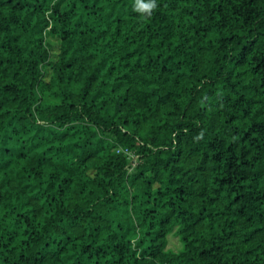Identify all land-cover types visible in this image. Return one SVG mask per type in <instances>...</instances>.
I'll list each match as a JSON object with an SVG mask.
<instances>
[{"label":"trees","instance_id":"obj_1","mask_svg":"<svg viewBox=\"0 0 264 264\" xmlns=\"http://www.w3.org/2000/svg\"><path fill=\"white\" fill-rule=\"evenodd\" d=\"M0 264H264V0H0Z\"/></svg>","mask_w":264,"mask_h":264},{"label":"rangeland","instance_id":"obj_2","mask_svg":"<svg viewBox=\"0 0 264 264\" xmlns=\"http://www.w3.org/2000/svg\"><path fill=\"white\" fill-rule=\"evenodd\" d=\"M136 163H137L136 156H132V158L130 159V166L133 167L134 165H136ZM167 248L169 250H172L173 252L179 251L181 249V244L179 242V239L174 235H170L167 241Z\"/></svg>","mask_w":264,"mask_h":264},{"label":"built area","instance_id":"obj_3","mask_svg":"<svg viewBox=\"0 0 264 264\" xmlns=\"http://www.w3.org/2000/svg\"><path fill=\"white\" fill-rule=\"evenodd\" d=\"M127 155H128V158H132V155L128 152V151H124Z\"/></svg>","mask_w":264,"mask_h":264},{"label":"clouds","instance_id":"obj_4","mask_svg":"<svg viewBox=\"0 0 264 264\" xmlns=\"http://www.w3.org/2000/svg\"><path fill=\"white\" fill-rule=\"evenodd\" d=\"M151 7H154V4H153V5H151Z\"/></svg>","mask_w":264,"mask_h":264}]
</instances>
